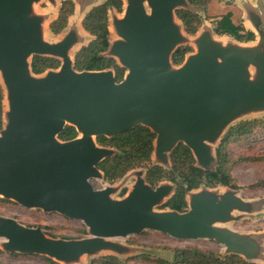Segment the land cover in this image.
Wrapping results in <instances>:
<instances>
[{
    "label": "water",
    "instance_id": "water-1",
    "mask_svg": "<svg viewBox=\"0 0 264 264\" xmlns=\"http://www.w3.org/2000/svg\"><path fill=\"white\" fill-rule=\"evenodd\" d=\"M37 1L0 0V72L10 107L0 130V192L25 207H50L81 220L91 238L54 242L39 229L0 218L2 249L74 264L102 251L129 252L105 239L150 230L179 240L213 239L225 245L226 254L256 258L260 250L254 238L221 226L232 219L233 211L241 218L257 210L235 192L204 191L194 195L184 213H150L161 206L170 186L152 188L138 178L133 190L113 200L109 197L113 189L95 190L89 183V178L101 176L97 165L113 149L87 138L61 141L58 135L66 126L93 138L144 126L156 134L153 148L160 162H167V153L183 143L197 167L213 170L211 145L229 122L264 110L263 11L252 16L257 46L222 47L203 33L196 41L197 53L173 68L175 46L184 41L173 12L186 1L127 0L123 17L112 24L119 38L105 53L125 69L116 83L112 70L73 68L69 58L76 42L73 32L59 43L44 41L45 18L31 8ZM33 56L60 60V66L33 74ZM250 67L255 81L250 79Z\"/></svg>",
    "mask_w": 264,
    "mask_h": 264
},
{
    "label": "trees",
    "instance_id": "trees-1",
    "mask_svg": "<svg viewBox=\"0 0 264 264\" xmlns=\"http://www.w3.org/2000/svg\"><path fill=\"white\" fill-rule=\"evenodd\" d=\"M190 4L195 0H189ZM122 0H105L99 6L92 8L82 19L83 29L93 37V40L82 47L74 56L73 68L76 71H103L112 70L116 83L122 81L125 69L117 65L113 58L105 56L109 47L108 12H122ZM74 13L72 1H63L58 11L57 18L49 25L51 34H60L67 26L68 18ZM176 17L182 22L187 34H195L199 28L200 20L196 14L190 11L177 10ZM218 35H228L238 42L253 41L254 33L246 31L242 25L234 24L231 15H223L215 27ZM188 48L177 49L172 55V62L178 65L183 61ZM60 62L57 59L33 56L31 71L33 74H42L48 69H57ZM3 126V95L0 87V130ZM264 132V119H253L240 122L230 127L222 136L216 149L217 165L213 170H203L196 166L192 152L183 143H178L170 153L171 166L164 170L159 166L147 168L145 181L154 187L161 181L171 182L175 186L174 195L159 209H169L178 213H184L187 209L186 196L189 192L201 186L214 188L217 186L234 189L231 170L243 163L264 161V157H243L233 159L227 149L230 145L247 142L254 138L256 133ZM77 137L74 127L66 126L58 135L61 141H69ZM156 134L149 128L137 126L129 131L112 134L110 137L97 136L99 146L114 150V154L105 158L97 165V169L103 174L105 181L113 182L128 171L149 162L153 152V141ZM121 192V196L125 194ZM0 202H5L0 198ZM51 234L49 233L48 236ZM53 236V235H51ZM50 236V237H51ZM54 237V236H53ZM67 239V238H65ZM3 252L0 250V254ZM152 261L157 264H251L240 256L228 254L220 256L211 250H201L197 247L175 249L170 261L153 259L146 255L134 257L122 261L116 256H102L91 260L89 264H128L131 261ZM49 264H58L51 259H46Z\"/></svg>",
    "mask_w": 264,
    "mask_h": 264
},
{
    "label": "rangeland",
    "instance_id": "rangeland-1",
    "mask_svg": "<svg viewBox=\"0 0 264 264\" xmlns=\"http://www.w3.org/2000/svg\"><path fill=\"white\" fill-rule=\"evenodd\" d=\"M62 0H58L57 6L55 4H50L49 2L43 0L42 2H38L36 6L37 16L41 15L47 18V26L43 30V38L45 41L50 42L52 40L58 41L61 39L65 32L60 33L58 36L50 35L49 25L51 22L57 17L58 10L60 7V2ZM127 0H123V3H126ZM209 0H204L202 4L198 7L191 6L190 9L194 13H196L197 17L200 20V33L204 32L205 34L211 32L214 33V29L217 26L218 22L209 21V18L213 15H221L223 13L230 14L232 23L238 25H242V15L243 12L240 8L242 0H222L223 3H219L220 6H217L214 2L209 6ZM248 2H253V0H246ZM80 6L77 5L75 7V14L70 18L72 24L80 25V21L85 15V13L92 7L90 0H81ZM101 0H92V4L100 3ZM255 1L253 2V4ZM76 4H78L76 2ZM256 4H258L257 11L258 14H261L263 11V15L261 17V24H264V0H256ZM209 6V7H208ZM225 6V7H224ZM125 7V6H124ZM208 9H207V8ZM206 9V10H205ZM124 10V9H123ZM148 11V9H146ZM177 10H184L181 7L176 8L173 12V17L175 18V23L180 27L181 31H183L182 23L176 20V11ZM185 11V10H184ZM187 11V10H186ZM123 15V12L121 13ZM121 14H116L114 12H110L109 16V23L108 26H112L114 18H120ZM123 17V16H122ZM208 19V20H207ZM206 21V22H205ZM72 24L70 25L73 28ZM247 27H249L247 25ZM253 27V25L251 26ZM246 29V28H245ZM250 29V28H249ZM255 33L257 31L255 28H251ZM248 30V29H247ZM82 39L78 40V44L75 45L69 52V55L72 60V65H74V56L75 54L81 49L83 46L87 45L93 37L81 32ZM187 34V33H186ZM188 35V34H187ZM190 37V35H188ZM195 35L191 36L194 37ZM259 35H257V39ZM117 38H113L112 34H109V42L112 44ZM224 41H230L223 39ZM189 43H193L192 39H188ZM186 45V44H185ZM254 45V44H253ZM82 46V47H81ZM117 62V60H116ZM125 74V73H124ZM1 87V85H0ZM2 95H3V89ZM4 113V110H3ZM4 119V116H3ZM253 119H264V110H260L251 114H245L236 117L234 120L229 122V124L225 127L224 133L226 131L243 121H249ZM6 122L3 124V128L1 131L4 130ZM1 136V134H0ZM221 136V138H222ZM79 137V135H77ZM221 138L214 142L211 145L212 148V155H213V162L211 168H216L217 160H216V149L219 146ZM94 142H96V138H93ZM108 148V147H104ZM111 150V149H110ZM111 155L114 153L113 150L109 152ZM227 153L233 158L236 159L240 156L243 157H264V132L256 133L252 140L247 142H240L236 144H232L227 149ZM167 162L162 163L160 162L155 156V148H153V152L150 156V160L147 163H144L130 171H128L124 176L121 178L113 181L108 182L105 181L102 173L98 179L96 178H89V183L95 190H101L104 188L110 187L113 189V193L109 196L111 199L118 200L121 197V192L125 189L127 192L133 190V187L136 184L138 178L141 180L145 179L147 168L150 166H159L164 170H169L171 166L170 161V153H167ZM231 176L233 179L232 185L235 187L234 189L227 188L228 192L233 191L237 194V197L244 203L249 205H254L257 207V210L249 215H240L241 218L236 216V213L231 215L232 219L226 222L224 225H221L225 228V230L235 231L236 233H240L247 237L252 238H259L257 241V245L259 247L257 260L258 262H250L251 264H264V161L260 162H253V163H243L231 170ZM171 186L172 193L175 192V186L170 182H167ZM226 189V190H227ZM225 189L222 187H218L215 190L210 188L201 186L196 190H193L186 196L187 204L191 203L192 198L194 195H198L204 191H215L219 195L224 194ZM1 199H4L5 202H0V218L12 220L16 225L25 228V229H39L40 232L45 236L47 240L50 241H85L91 238V235L88 233L89 229L85 226V224L78 219H71L66 217L63 214L53 210L50 207H41V206H34V207H25L21 205L17 200L13 198H6L4 196H0ZM166 200H162L159 205L164 204ZM160 206H155L151 209L150 213H158L161 210L159 209ZM167 212H169L167 210ZM49 233L53 236H48ZM67 238V239H65ZM106 241L119 245L121 247L131 248L130 252H111L117 253L119 259L122 261L131 259L138 256L146 255L153 259L165 260L170 261L173 258V251L175 249H182L186 247H197L201 250H211L215 251L220 254V256H224L227 253L226 247L223 244L216 242L213 239L207 238H197L192 240H179L175 239L167 234H162L150 230H145L139 234H129L124 237H115V238H106ZM258 240V239H257ZM4 242L0 238V247ZM29 255V254H25ZM33 256H25L26 258L21 261V264H49L46 259H51L47 255L43 254H32ZM97 256L87 257L83 256L79 259L77 263L74 264H89L91 260L96 259L98 257H102V255L96 254ZM116 255V254H115ZM53 260V259H52ZM54 261V260H53ZM56 262V261H54ZM58 264H64L59 263ZM128 264H157L156 262L152 261H142V260H135L131 261Z\"/></svg>",
    "mask_w": 264,
    "mask_h": 264
},
{
    "label": "crops",
    "instance_id": "crops-1",
    "mask_svg": "<svg viewBox=\"0 0 264 264\" xmlns=\"http://www.w3.org/2000/svg\"><path fill=\"white\" fill-rule=\"evenodd\" d=\"M43 0H38L37 2H34L33 3V5H34V7H36L37 6V3L38 2H42ZM45 1H47V2H49L50 4H55V6H57V1L58 0H51V1H49V0H45ZM63 1H72L73 2V4H74V13H73V15L75 14V7H77V5L78 6H80V2L79 1H81V0H62L61 2H60V6H61V3L63 2ZM91 1V8L85 13V15L92 9V8H94V7H96V6H99V5H101V4H103L104 2H105V0H101L102 2H100V3H94V4H92V0H90ZM186 1V5L185 6H183V7H181V9H184V10H187V11H190V12H192V13H194L193 11H191V9H190V7L191 6H195V7H198L200 4H202L203 2H204V0H195V3H193V4H190L189 3V0H185ZM209 1H211L210 2V4H209V6L214 2L217 6H220V4L219 3H223L224 1H222V0H209ZM208 1V2H209ZM255 1V3L253 4V2ZM76 2L78 3V4H76ZM253 2H248V1H246V0H242V2H240L241 3V6H240V8H241V10H242V12H243V15H242V17H241V19L243 20L242 21V23L244 24L243 26V28L246 30V31H250V32H252V33H254V36H255V38H254V40L253 41H250V42H246V43H244V42H238V41H236V40H234L232 37H230V36H228V35H218V34H216L215 33V29H214V33L212 34L211 32H209V34H210V37H211V39H212V41L214 42V43H217V44H219L220 46H222V47H226V46H229V45H231V46H236V47H239V48H252V47H255V46H257V44H258V41H259V38L257 39V33H255L254 31H253V29H251V28H253V27H251L253 24H252V16H254V13H256V14H258V11H257V7H258V4H256V0H253ZM122 12H123V15H124V10L123 9H125V7H126V3H123V0H122ZM125 6V7H124ZM208 6V7H209ZM225 7V6H224ZM207 8V7H206ZM59 9H60V7H59ZM208 9V8H207ZM206 10V9H205ZM59 11V10H58ZM36 12V10L34 11V14H36L37 15V13H35ZM110 12L111 11H109L108 12V23H109V16H110ZM112 12H114V13H116V14H121V13H117V12H115V11H112ZM194 14H196V13H194ZM58 15V14H57ZM72 15V16H73ZM84 15V16H85ZM122 14H121V16H120V18H116V19H121L122 18V16H123ZM223 15H225V13H223L222 14V16ZM41 16V15H40ZM72 16H70L69 18H68V22H67V26H66V28L62 31V32H65L62 36V38L61 39H59L58 41H54V40H52V41H50L49 43H59L61 40H63L64 39V37L68 34V33H70V32H73L74 33V35H75V38H76V42H75V45H77L78 44V40H79V37H80V39H82V33L81 32H83V33H85V34H88L84 29H83V27H82V24H81V22H82V19L84 18V16H83V18L81 19V21H80V25H79V27H78V24L76 25V24H72V22H71V20H70V18L72 17ZM221 15H218V14H216V15H213L212 17H210L209 18V21H214V22H218L219 20H220V18L222 17ZM45 18V17H44ZM57 17H55V19H56ZM54 19V20H55ZM53 20V21H54ZM176 20L177 21H179L178 20V18H176ZM208 20V19H207ZM48 20H47V18H45L44 19V22L43 23H46ZM52 21V22H53ZM173 21L175 22V18L173 19ZM51 22V23H52ZM181 22V21H180ZM206 22V21H205ZM182 23V22H181ZM72 24V26H73V28H71V25ZM183 25V24H182ZM201 25V24H200ZM200 25H199V28H198V30H197V32L195 33V34H188V35H190V37L186 34V32H185V29H184V26H183V31H181V29H180V31H181V34H182V36H183V38H184V41H182L181 43H178L176 46H175V48H176V50L177 49H180V48H188L189 49V51L184 55V58H183V61L180 63V64H178V65H174L173 64V62H172V60H171V62H172V67L173 68H175V67H178V66H180L181 64H183L190 56H192V55H194V54H196L197 53V45H196V41H197V39H199L202 35H203V33L204 32H202V33H200ZM247 25L249 26V27H247ZM109 27H111L110 25L108 26V28ZM250 28V29H249ZM248 29V30H247ZM49 31H50V29H49ZM61 32V33H62ZM42 34H43V30H42ZM110 34V33H109ZM50 35H53V34H51V32H50ZM59 35V34H58ZM58 35H53V36H58ZM89 35V34H88ZM193 35H195L194 37H191V36H193ZM91 36V35H90ZM44 39V38H43ZM188 39H192L193 40V43H189V41H188ZM223 39H226V40H230V41H224ZM93 40V39H92ZM91 40V41H92ZM44 41H45V39H44ZM90 41V42H91ZM47 42V41H46ZM90 42H88L87 43V45L90 43ZM110 43V42H109ZM186 44V45H185ZM254 44V45H253ZM74 45V46H75ZM73 46V47H74ZM86 46V45H85ZM82 47V46H81ZM84 47V46H83ZM80 50V49H79ZM175 52V51H174ZM172 58V57H171ZM72 61V60H71ZM59 62H60V60H59ZM250 79L251 80H253V81H255L256 80V74H255V71H254V68L253 67H250ZM251 70H252V72H251ZM224 133V132H223ZM222 136V135H221ZM221 136L219 137V139L221 138ZM218 139V140H219ZM217 140V141H218ZM153 143H154V141H153ZM145 180V179H144ZM146 182V181H145ZM168 182V181H167ZM170 183V182H169ZM148 184V183H147ZM161 186H165V187H168V186H170L168 183H166V181H161V182H159V183H157L154 187H152V188H158V187H161ZM171 187V186H170ZM218 187H222V186H218ZM222 188H224L225 190L228 188V187H222ZM210 189H212V190H215V189H217V187H214V188H210ZM125 190V189H124ZM224 190V191H225ZM228 191V189L225 191V192H227ZM192 192V191H191ZM191 192H189V193H191ZM215 192V191H214ZM128 192H127V190H126V192H125V194L123 195V196H121L118 200H121L123 197H125L126 196V194H127ZM174 195V193H172V190L169 192V194H167V196H165L164 198H163V200H166L167 199V201L172 197ZM186 199V198H185ZM114 200V199H113ZM166 201V202H167ZM186 202H187V200H186ZM170 211L169 209H165V210H161V212H166V211ZM186 210H189V207H188V205H187V209ZM233 213H236L237 215H239V213L237 212V211H233ZM246 215H249V214H246ZM235 232V231H234ZM238 234H240V233H238ZM258 239V240H257ZM254 240H255V242L257 243V241H259V238H258V236H257V238H254ZM260 242V241H259ZM126 249H127V251H131V248H132V246H131V248H129V246H127V247H125ZM0 250L3 252L2 254H0V264H21L20 262L21 261H23V259L24 258H26L25 256H33L34 257V255H25V254H18V253H9V252H5L3 249H2V247H0ZM100 254L102 255V256H118L117 255V253H111V251H102V252H100ZM116 254V255H115ZM226 255H228V254H226ZM234 255H238V256H240L243 260H245V261H247V262H253V263H255V262H258V260H257V257L256 258H246L245 256H243L242 254H234ZM93 256H97V255H93ZM93 256H90V258L91 257H93ZM59 263H61V262H59Z\"/></svg>",
    "mask_w": 264,
    "mask_h": 264
},
{
    "label": "bare ground",
    "instance_id": "bare-ground-1",
    "mask_svg": "<svg viewBox=\"0 0 264 264\" xmlns=\"http://www.w3.org/2000/svg\"><path fill=\"white\" fill-rule=\"evenodd\" d=\"M31 8H32L33 12H34L35 9H36V7H34V5H32ZM46 26H47V22H46V23H43V24L41 25V29H45ZM108 30H109V33L112 34L113 38H117V39L119 38V37L116 35L115 29H114L113 26L109 27ZM69 58L71 59L70 55H69ZM29 63H30V58H29V56H27V57H25L24 65H25L26 67H28ZM251 72H252V70H251ZM0 85H1V87H2V89H3V110H4L3 115L6 116V115H7V112L10 110V107H9V100H8V96H7V90H6V88L4 87V81H3V79H2L1 72H0ZM69 123H70V122L67 121V120L64 121V124H69ZM72 125H74V124L72 123ZM78 135H79L80 138H87V139H89V140H91V141H94V140H93V135H91V136H86V135H84L83 133H79ZM1 195H2V194H1V192H0V196H1ZM128 196H129V194H128Z\"/></svg>",
    "mask_w": 264,
    "mask_h": 264
}]
</instances>
